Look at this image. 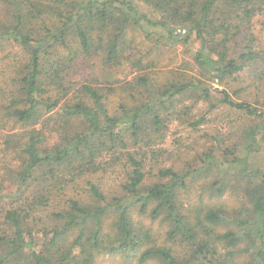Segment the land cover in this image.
I'll use <instances>...</instances> for the list:
<instances>
[{
  "label": "trees",
  "instance_id": "16d2710c",
  "mask_svg": "<svg viewBox=\"0 0 264 264\" xmlns=\"http://www.w3.org/2000/svg\"><path fill=\"white\" fill-rule=\"evenodd\" d=\"M257 19L0 0V264H264Z\"/></svg>",
  "mask_w": 264,
  "mask_h": 264
},
{
  "label": "rangeland",
  "instance_id": "374dc122",
  "mask_svg": "<svg viewBox=\"0 0 264 264\" xmlns=\"http://www.w3.org/2000/svg\"><path fill=\"white\" fill-rule=\"evenodd\" d=\"M262 20L261 19H257L256 20V24L254 27V35L255 37L258 39V43L264 48V26L261 25ZM181 47H178L177 52L181 51ZM185 58H187V56H183L181 54H179L176 59L174 60L173 63L179 64L180 62H182V60ZM127 69L123 68L121 70V76L124 77L125 75H127ZM127 77H131V75L129 74ZM182 134H184V132H182ZM231 202H233V200L231 199Z\"/></svg>",
  "mask_w": 264,
  "mask_h": 264
}]
</instances>
